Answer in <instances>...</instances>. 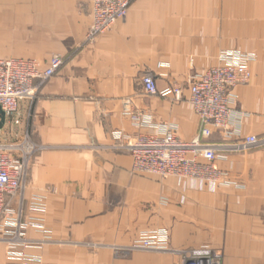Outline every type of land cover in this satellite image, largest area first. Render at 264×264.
<instances>
[{
    "label": "crops",
    "instance_id": "1",
    "mask_svg": "<svg viewBox=\"0 0 264 264\" xmlns=\"http://www.w3.org/2000/svg\"><path fill=\"white\" fill-rule=\"evenodd\" d=\"M2 30L26 31L0 44H32L23 58L47 67L65 63L40 89L34 139L49 147L32 167L28 200H46V227L55 242L21 249L42 264H181L176 254L128 250L145 233L166 231L172 250L209 246L222 264H264V148L228 153L217 165L239 187L132 173V158L114 149L115 135L135 136L177 126L191 141L199 120L187 100L145 95L141 76L152 73L163 91L217 64L222 50L257 56L253 80L236 90L232 127L211 144L231 145L264 136V0H131L125 21L94 41L89 0H3ZM131 99L127 108L125 101ZM143 112L138 130L125 111ZM1 238V235H0ZM27 238L43 234L30 229ZM115 248H120L118 254ZM0 241V264L10 261Z\"/></svg>",
    "mask_w": 264,
    "mask_h": 264
},
{
    "label": "built area",
    "instance_id": "2",
    "mask_svg": "<svg viewBox=\"0 0 264 264\" xmlns=\"http://www.w3.org/2000/svg\"><path fill=\"white\" fill-rule=\"evenodd\" d=\"M92 24L87 37L89 42L109 31L116 23L125 21L131 0H89ZM257 56L240 50H222L217 64L191 76L189 97L181 87L160 91L155 76L145 73L141 85L145 95L185 100L191 104L199 120V130L189 142L177 135V126L170 124L163 131L139 132L135 136L119 133L114 149L127 152L132 158V173L160 179L176 178L198 181L215 188L239 187L229 178V172L217 165L219 158L228 153H245L264 148V136H249L231 144H211L208 140L215 131L224 137L240 135L232 127L234 107L238 102L236 90L253 80L252 67ZM65 63L62 56H54L47 67L39 61L23 58L0 59V108L6 119L0 128V241L8 244L10 261L21 264H42L41 257H29L21 249L38 248L54 244L46 227V200L26 198L31 183V171L36 158L49 149L39 144L31 133L34 107L40 89ZM128 108L131 99L125 101ZM138 130H146L143 112L127 109ZM34 229L43 234L40 241L27 238ZM128 250H152L176 254L181 264H222V252L209 246L172 250L170 235L166 231L145 233ZM122 251L115 248L116 254Z\"/></svg>",
    "mask_w": 264,
    "mask_h": 264
},
{
    "label": "rangeland",
    "instance_id": "3",
    "mask_svg": "<svg viewBox=\"0 0 264 264\" xmlns=\"http://www.w3.org/2000/svg\"><path fill=\"white\" fill-rule=\"evenodd\" d=\"M3 0H0L2 2ZM1 6V5H0ZM1 14V12H0ZM2 15V14H1ZM26 31H5L2 30V27L0 25V41H11L12 38L18 36L19 38H22L23 40L27 37ZM32 47V44H0V57H9V56H24L27 54L28 49Z\"/></svg>",
    "mask_w": 264,
    "mask_h": 264
},
{
    "label": "water",
    "instance_id": "4",
    "mask_svg": "<svg viewBox=\"0 0 264 264\" xmlns=\"http://www.w3.org/2000/svg\"><path fill=\"white\" fill-rule=\"evenodd\" d=\"M5 119L6 116L4 114V112H2L1 108H0V128L2 129L5 123Z\"/></svg>",
    "mask_w": 264,
    "mask_h": 264
},
{
    "label": "trees",
    "instance_id": "5",
    "mask_svg": "<svg viewBox=\"0 0 264 264\" xmlns=\"http://www.w3.org/2000/svg\"><path fill=\"white\" fill-rule=\"evenodd\" d=\"M31 133L33 134V138H34V129H33V123H31Z\"/></svg>",
    "mask_w": 264,
    "mask_h": 264
}]
</instances>
